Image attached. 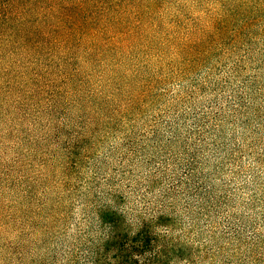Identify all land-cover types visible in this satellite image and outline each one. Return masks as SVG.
I'll return each instance as SVG.
<instances>
[{"label":"rangeland","instance_id":"rangeland-1","mask_svg":"<svg viewBox=\"0 0 264 264\" xmlns=\"http://www.w3.org/2000/svg\"><path fill=\"white\" fill-rule=\"evenodd\" d=\"M212 15L228 25L192 73L142 56L119 83L108 61H68L62 48L0 50V264H72L100 207L162 203L194 153L222 207L214 233L197 228L192 263L264 264V0H166L154 24L201 29ZM141 77L152 91L127 102Z\"/></svg>","mask_w":264,"mask_h":264},{"label":"trees","instance_id":"trees-1","mask_svg":"<svg viewBox=\"0 0 264 264\" xmlns=\"http://www.w3.org/2000/svg\"><path fill=\"white\" fill-rule=\"evenodd\" d=\"M165 1L0 0V50L20 49L38 57L62 48L68 61L81 54L91 65L108 61L117 68L111 78L119 83L129 78L127 73L141 69L142 56L148 63L155 58L164 61L169 71H198L219 45L221 25L227 26L228 19L212 15L211 24L198 29L169 16L155 28L156 14ZM120 62L128 66L123 71L118 69ZM36 74L33 81L39 78ZM68 74L70 80L73 74ZM152 85L151 79L141 77L126 94L127 102H141ZM204 122L202 117L199 123ZM195 155L186 158L181 176L169 178L162 203H152L143 195L141 208L127 210L124 198L100 207L97 225L86 231L72 264L77 259L80 264H193L195 250L190 243L198 253L203 245L197 228L205 226L214 233L213 217L222 207L206 177L196 172ZM179 195L184 196L182 211L176 202ZM183 217L189 219L186 228Z\"/></svg>","mask_w":264,"mask_h":264}]
</instances>
